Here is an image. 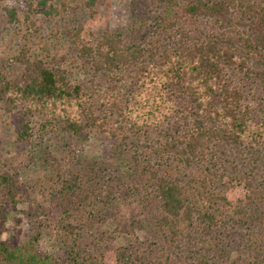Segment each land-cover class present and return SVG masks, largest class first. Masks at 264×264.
Here are the masks:
<instances>
[{"label":"trees","instance_id":"1","mask_svg":"<svg viewBox=\"0 0 264 264\" xmlns=\"http://www.w3.org/2000/svg\"><path fill=\"white\" fill-rule=\"evenodd\" d=\"M99 1L3 8L19 40L0 117L18 141L98 139L102 155L59 147L33 192L0 160V235L25 202L33 231L0 239V264H264V0H156L149 24L95 31ZM139 221L154 239H133ZM43 231L62 258L40 251Z\"/></svg>","mask_w":264,"mask_h":264},{"label":"rangeland","instance_id":"2","mask_svg":"<svg viewBox=\"0 0 264 264\" xmlns=\"http://www.w3.org/2000/svg\"><path fill=\"white\" fill-rule=\"evenodd\" d=\"M99 2L98 14L93 21L86 19L85 16L83 18V14H75L73 18L65 16L64 19H60L57 27L65 26L66 23L70 26L72 25V20L75 22L82 16L85 26L95 31L103 30L104 28L122 30L132 24L135 27L149 24L156 14V0H100ZM5 7L15 8L19 16H22L27 8L25 0L0 1V59L10 55L11 46L14 41L19 40L18 37H14L13 41L9 39L13 34V29L9 27L4 17L3 8ZM36 19L41 26V32H47L49 29L45 27L47 24L43 18L38 16ZM55 20L56 18L52 20L51 24H55L56 27ZM55 27L53 25L52 29ZM17 122V117L10 115H2L0 117V160L12 169L17 170L20 180L28 184L26 189L28 192H33L36 189V180L45 178L48 175L50 160H48L47 155L58 153L59 147H62L63 153H66L67 156L74 155L82 159L95 161L99 160L102 155V141L98 139L89 140L85 143H76L69 139L61 142L53 135L40 136L34 134L29 142L18 141L15 133ZM26 213L27 202L19 204L14 211L8 214L5 229L0 235L1 240L10 242L13 245H23L31 239L33 231L29 226ZM105 228L112 230L113 225L107 221ZM153 229V223H141L139 221L134 224L133 239L140 242L152 240L154 239ZM124 240L123 236L118 235L116 243L124 245ZM126 240V245L130 242L134 243L130 237H127ZM37 246L43 254L62 258L61 249L46 237L44 231L39 235ZM230 256H234V253H230Z\"/></svg>","mask_w":264,"mask_h":264}]
</instances>
